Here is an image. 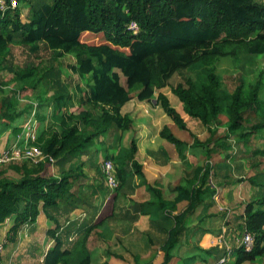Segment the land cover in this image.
I'll return each mask as SVG.
<instances>
[{"label":"trees","instance_id":"1","mask_svg":"<svg viewBox=\"0 0 264 264\" xmlns=\"http://www.w3.org/2000/svg\"><path fill=\"white\" fill-rule=\"evenodd\" d=\"M131 22H136V31L130 28ZM12 45L27 49L38 62L13 64ZM42 50L49 52L47 60L39 55ZM245 55L264 56V0H21L15 8L0 10V70L9 67L11 72L0 81V124L22 120L33 102L39 110L54 109L52 123L34 141L44 159L0 164V225L14 218L0 240L3 247L17 240L24 223L34 222L41 208L57 226L49 231L55 242L39 264H94L90 236H101L97 229L110 215L97 218L71 245L56 234L61 227L59 219L68 217L74 208V186L83 176L81 165L68 164L89 151L105 132L133 129L132 118L121 113V107L133 98L150 100L156 90L169 86L180 108L172 106L162 92L156 96L157 104L180 129L187 130L192 118L214 135L201 141L192 133L194 145L200 146L207 158L220 149L229 157L236 152V142L261 139L263 73L259 72L254 82L240 81L229 91L217 72L220 58L237 61ZM185 70L190 71L188 75L170 81ZM8 80L13 87L4 86ZM9 90L13 93L3 96ZM37 117L41 122L46 118L41 111ZM220 127H224L221 136L216 135ZM160 136L179 150L185 147L167 126L162 127ZM120 153L115 161L118 186L113 191L117 193L130 177L128 163L133 174L141 173V165L135 161L134 137ZM253 154L262 156L264 150L257 148ZM52 164L59 170L58 177L49 170ZM9 168L17 172L16 178L7 176ZM217 173L206 161L193 167L174 187L177 194L172 201L164 200L160 189L150 185L155 198L133 204L137 212L146 213L145 206L150 204L157 212L172 216L174 225L160 245L164 253L161 264H167L170 250L203 194L215 191L209 179ZM252 181L264 188V173L252 176ZM184 200L185 208L172 214ZM241 219L242 232L252 235L253 246L250 250L243 245L232 247L235 264L264 254V195L246 205ZM223 232L227 235V230ZM220 249L219 257L226 252L224 247ZM132 259L133 264H154L141 263L137 255ZM99 264H111L109 256Z\"/></svg>","mask_w":264,"mask_h":264},{"label":"crops","instance_id":"2","mask_svg":"<svg viewBox=\"0 0 264 264\" xmlns=\"http://www.w3.org/2000/svg\"><path fill=\"white\" fill-rule=\"evenodd\" d=\"M120 81L125 85L124 77L121 76ZM158 92L164 93L172 106L180 108L179 99L170 93L172 91L169 86L156 90L155 96ZM47 108H40L46 118L41 122L37 117L40 124L37 128V137L52 123L50 117L54 109L50 107L48 113ZM28 113L29 111L24 114L22 120L17 119L12 125H8L12 128L10 132L8 130L1 135L0 150L9 143L11 135L21 130L15 131L14 128L29 117L30 113ZM121 113L132 118V130L122 132L113 128L105 132L94 140L89 151L68 164V167L81 165L83 176L74 186V208L68 217L63 216L59 219L61 227L56 234H59L67 245H71L97 218L110 215L97 229L101 236L98 237L95 234L90 236L89 248L94 264L101 263L108 256L111 264H133L132 255L139 256L141 263L161 264L164 253L160 245L166 240L168 229L174 225L172 216L157 212L156 206L150 204L145 206L146 213L137 212L133 204L146 203L155 198L152 191H149L151 186L160 189L164 200L172 201L175 198L177 193L174 187L193 167L203 165L207 160L206 152L200 146H195L194 141H190L191 137L193 139L192 133L197 135L196 129L200 131V127L205 128L199 121L191 118L187 121L188 129H180L157 104L155 97L143 101L133 98L121 107ZM163 126H167L185 142L182 157L175 154L171 142L160 136ZM222 128L224 127H220ZM133 137L137 145L135 161L141 165V173L133 174L134 168L131 163H128L126 170L130 172V177L127 184L118 193L111 191L104 182L100 164L105 158H110L115 163L121 154L120 150L129 147V142ZM212 145L213 143L210 146ZM222 151V149L214 151L210 157L211 163L218 171V176L213 175L209 179L215 191L204 193L195 212L187 218L178 240L170 250V259L167 264H213L221 255L219 251L222 252L216 243L222 229L225 227L228 237H230L229 234L240 235L243 225L241 216L246 205L264 195V188L252 181V176L264 173V169L257 165L264 162L261 160L264 155L247 156L249 158L243 155L244 157L239 158L240 151H236L229 157H224L225 152ZM57 169L54 164L49 168L56 177L59 176ZM7 176L14 179L18 174L9 168ZM215 192L218 193L219 203L211 197ZM186 204L185 200L179 202L172 214L184 209ZM218 204L231 209L229 217L219 209ZM148 212L150 214H147ZM13 219L9 217L0 225V240L6 237L8 229L13 224ZM56 226L55 221L49 219L40 208L36 220L24 223L17 234V240L4 247L8 259L11 260L14 251L12 264H39L48 248L55 242L54 236L49 231ZM145 233L148 234L147 237ZM114 240L119 242L117 244L121 247L119 251H112L115 247L110 250L105 246L109 242L115 246L116 241ZM233 243H235L234 240ZM128 244L132 245V248L123 246ZM11 249L13 251L9 254ZM38 249H41V253ZM108 252L121 255L123 258L115 259ZM231 258L233 259L227 264H235L237 256L233 254ZM257 258L259 260L262 258L264 262V254Z\"/></svg>","mask_w":264,"mask_h":264},{"label":"rangeland","instance_id":"3","mask_svg":"<svg viewBox=\"0 0 264 264\" xmlns=\"http://www.w3.org/2000/svg\"><path fill=\"white\" fill-rule=\"evenodd\" d=\"M257 1H262V0H257ZM22 6L26 7L27 6L26 2ZM25 13H26V9H24L23 17L25 16ZM11 49H12V52H11L12 54H11V57H10V61L13 64L23 65L24 63H27L28 61H33L35 63L38 62L39 58H35L25 48L23 49V48H20L19 46L12 45ZM39 55H41L42 59H44V60H47L49 58V52H45L44 50H42ZM185 71L179 72L175 76L173 75L171 77L170 81L172 83H174L175 81L181 80L184 76L188 75L189 72H190V71H186V72ZM9 72H10V68L9 67H6V68L0 70V81L6 80L8 78V76H9V74H8ZM217 72L219 73V75L223 79L224 88L226 90L230 91V90H232L234 88L235 84H237L240 81H244L245 84H249V83L254 82L256 77H257V75L259 74V72L263 73V75H264V56H262V55H260V56L245 55V56L240 57L237 61H235L231 57L220 58V60L217 62ZM65 73H68V72L65 71ZM192 74H194V73H192ZM71 79H73V78H71ZM263 79H264V77H263ZM122 80H123V78H122ZM4 86L6 88H10V87H13L14 84L9 82V80H8ZM12 93H13V91L9 90V91L5 92L3 94V96L4 95L5 96L6 95H10ZM170 93L172 95H174L172 92H170ZM1 96H2V94L0 93V97ZM154 97L156 99V96H154ZM20 100H21V103L26 101L25 99H20ZM34 103L35 102L32 103L31 107L34 106ZM37 111H39V112L41 111L42 112V110H39V109ZM49 111H50V107L47 108V112L48 113H49ZM33 112H34V109L31 110V113H33ZM39 125L40 124L38 123L37 117L31 119V115L25 121H22L21 123L17 124V127H20L21 130L19 132H17L16 134L10 136L9 143H7V145L5 147H3V149L0 150V156L2 155V153L5 152V150H7L9 148H11V149L12 148L22 149L24 147V145L26 143H28L27 138H28V135H29V129L32 130V133L37 134L38 133L37 132V128H39ZM11 128L12 127L8 126V124H0V137H1L2 134L6 133L8 130L10 132ZM196 131H198L197 138L199 140H201V141H206L208 138L214 137V135L211 136L210 132H208L206 129H202L201 127H200V131L198 129H196ZM223 131H224L223 128L222 129L219 128L218 132L216 133V135H220L221 136ZM263 140H264V133H263V136H262L261 139L249 140L246 144L244 142H240V143L236 142V146L233 147V149L235 151H237V152L240 151L239 152V158L240 157H244V156H245V158H249V157H252V156L258 157V155H254L253 152L257 148H261V149L264 148ZM190 141H194V139H192V137H191ZM173 146H174V149H175V154L177 156H179V157H182L181 153H182V150H183L184 147H182L179 150L176 145L173 144ZM9 152H11V151H9ZM232 153H234V152H232ZM247 156H249V157H247ZM206 159H207L206 161H209L211 163L210 158L206 157ZM261 160L264 161V156H263V158ZM99 163H101V162H99ZM257 165H258L259 168H263L264 169V167H263L264 166V162H261L260 164H257ZM103 179H104V182H105L104 175H103ZM105 184H106V182H105ZM211 197H212V199H215V201L217 200V203H219V201H218V193L217 192L212 194ZM227 208L228 207H226L223 204H222V206H221V204L219 205V209L221 211L225 212V215H227V217H229V215H230V213L232 211L228 210ZM145 236L147 237L148 234L145 233ZM229 236L230 237H228V235H224V237L221 238V236L219 235L218 239L216 241V243L219 246V248L224 247V250H226V252L222 256L219 257V258H224V262L222 264H227L228 261L233 259V258H231L232 255L230 254V249L232 247L235 248V247H239V246L243 245L242 244L243 232L240 235L239 234L238 235H230L229 234ZM232 239L234 240L235 243H233ZM114 241H116L115 246H113L111 244V242H109V244H106L105 246L110 248V250L113 247H115V249L112 250V251H119L121 249V247L119 245H117V244H119V242H117V240H114ZM123 246L128 247V248H132V245H130V244L123 245ZM12 251L13 250L11 249L9 254ZM38 251H40V253H41V249H38ZM97 251H98V249H97ZM12 253H13L12 255L14 256V251ZM110 253H112V252H110ZM38 255H40V254H38ZM13 256H11V260H9L7 255H6V252L4 251V249H2V251L0 252V264H10V263L12 264ZM219 258H217L213 264H215L218 261ZM260 259L261 260H259L258 258L256 259V257H255L253 259L244 260L240 264H263L264 263L263 259L262 258H260Z\"/></svg>","mask_w":264,"mask_h":264},{"label":"built area","instance_id":"4","mask_svg":"<svg viewBox=\"0 0 264 264\" xmlns=\"http://www.w3.org/2000/svg\"><path fill=\"white\" fill-rule=\"evenodd\" d=\"M21 0H0V10L4 11L5 9L11 7L15 8L20 4ZM136 22H131L130 28L134 31L137 29ZM37 103H34V106L31 108V110L34 109V112L31 113V119L37 117L38 108ZM29 115V116H30ZM37 135L32 133V130L29 129V135L27 138L28 143L24 145L22 149H16V148H9L5 150L4 153L0 156V164H7L11 161H18L23 159H30L32 161H38L41 159H44L45 155L42 153V151L34 144V141L36 140ZM11 151V152H9ZM101 169L102 173L105 178L106 185L110 190H114L118 186V180L116 176V168L115 163L110 158H105L101 163ZM224 232L221 233V238L224 237ZM242 244L245 247L246 250H250L253 246V237L250 233L247 231L243 232L242 236ZM4 249L3 245L0 242V252ZM224 262V258H219L218 261L215 264H222Z\"/></svg>","mask_w":264,"mask_h":264},{"label":"clouds","instance_id":"5","mask_svg":"<svg viewBox=\"0 0 264 264\" xmlns=\"http://www.w3.org/2000/svg\"><path fill=\"white\" fill-rule=\"evenodd\" d=\"M104 160V159H103ZM108 187V186H107ZM111 191H113V190H111ZM219 235H221V234H219Z\"/></svg>","mask_w":264,"mask_h":264}]
</instances>
